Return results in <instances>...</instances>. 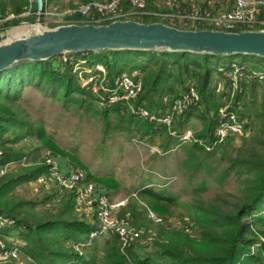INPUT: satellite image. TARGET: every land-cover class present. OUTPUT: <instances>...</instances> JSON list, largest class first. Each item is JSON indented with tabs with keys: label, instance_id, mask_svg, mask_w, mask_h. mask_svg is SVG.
<instances>
[{
	"label": "trees",
	"instance_id": "trees-1",
	"mask_svg": "<svg viewBox=\"0 0 264 264\" xmlns=\"http://www.w3.org/2000/svg\"><path fill=\"white\" fill-rule=\"evenodd\" d=\"M27 9L28 0H0V18L13 15L12 19L6 21L10 25L18 24L22 20L20 14ZM31 9L34 11L35 7ZM263 12L264 6H260L261 17ZM135 20L158 21L150 16ZM244 29L238 27L234 30ZM60 56L38 61L25 60L0 72L1 164H20L23 158H28L29 152L26 148L15 147V144L27 139H36L54 155L60 154L78 163L74 156L53 143L40 124L16 113L15 102L26 84H32L46 95L62 100L64 106L78 104L85 111L93 108L95 101L104 99L105 104L100 108V113L105 122L108 123L109 117L114 115L118 121L124 120L128 128L134 125V129L141 134V126H146L152 135L157 134L158 131L152 129L150 122L126 111L127 106L125 107L124 103H109L108 95L102 98L83 85L75 69V64L80 59L85 61L87 68L101 64L105 68L106 83L109 87L115 77L123 71H137L142 74V89L136 104L148 110L157 111L170 104L185 81L195 78L200 94L198 105L193 106L184 118L177 122L184 126L191 118L200 121L201 128L193 136L203 140L208 146H212L213 133L218 124L216 114L220 105L216 98V85L212 86L213 74L225 75L233 63L247 69L264 70V57L250 54L119 49L71 52L65 60L60 59L57 62ZM255 83H251L252 89ZM99 89V92L103 93L102 89ZM166 99L167 103L164 102ZM179 125L176 129L177 133L181 134L183 128L178 129ZM161 131L167 130L163 127ZM175 138L178 139V136ZM220 146L221 144H216L207 150L203 145L192 141L191 149H205L206 153L213 155ZM232 162L230 167H235L239 174L250 175L245 181L247 188L240 196L239 202L232 209L223 210L218 202H223L224 199L217 195L209 205L194 206V210H188L187 217L192 223L187 224L186 220L182 219L184 226L181 227L165 224L171 216V207L179 201L177 195L165 188L156 190L153 187H144L140 191V194L147 198V205L163 220L156 224L152 235L150 225L146 222L149 218H140V212L134 210L133 205L129 210L131 223L143 231L142 239L148 241L150 236H153V250L143 255L136 253L134 249L141 239L123 251L116 235L107 241L98 258L91 254L89 260H86L83 255L72 250V238L88 233L92 226L76 218L74 194L64 189L60 193L57 186L58 189L52 187L40 200V203L48 206L54 202L52 210L47 209L44 216L29 222L20 209L23 201H16L11 195L17 187L48 173L49 166L43 159L26 166L18 165L0 176V214H7L15 218L19 225L25 226L26 231L21 234L25 241L21 254L29 264H69L73 261L80 264H264V240H258L248 226L250 223L257 224L264 236V146H249L240 150ZM95 179L107 188L115 185L113 180L107 177ZM31 203L37 204L36 201ZM251 246L255 248L254 251L250 249Z\"/></svg>",
	"mask_w": 264,
	"mask_h": 264
},
{
	"label": "rangeland",
	"instance_id": "rangeland-1",
	"mask_svg": "<svg viewBox=\"0 0 264 264\" xmlns=\"http://www.w3.org/2000/svg\"><path fill=\"white\" fill-rule=\"evenodd\" d=\"M91 1L108 0H90L87 2H81L80 0H47L45 13L40 17L41 26L39 25L36 28L37 15L35 14V9L34 11L31 9V7L34 8V3L31 4L29 1V9L20 14L22 20L18 24L10 25L6 23L7 20L13 18V15H8L5 17L6 19L0 18V33L4 35L2 39L10 40L8 39L9 37L13 39L12 35L14 34L12 33L19 28V32H16L17 34L30 32L33 28L38 31L43 28H54L65 24H88L81 22L85 17L80 15L79 10ZM125 3L128 4L126 0L121 1L120 12L135 13L137 11V9L129 4L124 6ZM162 9H165L164 5L159 10ZM88 14L101 17L93 8H90ZM145 17L147 16L130 14L127 19H145ZM157 19L162 22L160 18ZM109 22L103 21V23ZM189 25V22L187 24L178 22L177 25L173 26L193 29ZM67 54H61L57 58V62L60 59L65 60ZM75 66L82 84L83 79L90 75H95L96 80L93 79L89 85L86 84L85 86H88L93 93L98 94L102 98H106L107 95L109 97L111 93L104 91L105 89H102L104 94L99 92L100 86H103V88L109 87L106 83L107 79L104 67V73L102 71H94L96 65L87 68L85 61L82 59ZM88 69L89 71L93 70L94 74H91ZM122 73L130 74L132 72L123 71ZM139 78L142 81V74L139 75ZM188 80L197 87L195 78H188ZM254 81L256 83L252 89L251 83ZM94 83L97 91H94L92 88ZM215 85L216 98L220 104L217 113L224 105L231 106L239 119L245 122L247 134L243 137H233L232 140L228 138L213 155H210L206 153L205 149L192 150V142L180 140V134L177 133L176 129L179 125L177 121H181L184 116L178 118L170 126L151 123L153 125L152 129L158 131L155 135H152V132L146 129V126H141V134L134 129V125L128 128L124 120L120 122L114 115L109 117L108 123L105 122L104 117L100 113V108L105 104L103 102L104 99L102 101H95L93 108L85 111L78 104L64 106L62 100L46 95L44 91L32 84H26L22 88L20 97L15 102L14 109L16 113L31 122L40 124L53 143L74 156L80 164L60 154L54 155L36 139H27L18 142L15 144V147L26 148L29 152L28 158H23L20 164L18 162H9L10 164L6 167L5 173L15 169L18 165L26 166L34 161L38 162L47 154L53 155L61 159L70 168L85 170L90 180L96 185L102 186L112 200L127 199L128 202L119 210L118 214L119 216H127L129 219L131 217L129 210H131L132 205L134 206V210L140 212V218L147 217L146 212L143 211L146 209L142 205L137 202H131L135 200L134 194H137L138 199L147 205V198L140 194V191L144 187H153L156 190L165 188L174 195H177L179 199L171 207V216L168 218V221H165V224H169L172 227L184 226L182 219H185L187 224L192 223L187 217L188 210H194V206L209 205L217 195H220L221 199H224L223 202L217 201L221 204L222 209L230 210L239 202L240 196H242L244 190L247 188V182L245 181L250 176L246 175V173L239 174L235 167H230L231 163H233L232 159L238 156L240 150L246 149L249 146H252V148L264 146V83L256 80H247L234 88L224 73H214L212 86ZM164 102L167 103V99ZM168 106L169 104L157 111L153 110V112L156 111L158 114H161ZM125 109L129 111L127 107ZM211 114L213 113L211 112ZM163 127L167 131H161ZM181 127L183 128L182 133L185 130H190L194 135V133L199 132L201 123L191 118L186 124L184 123V126L179 125L178 129ZM176 136H178V139L175 138ZM201 141L203 142V140ZM1 175L3 174L0 173ZM104 177L112 179L115 185L112 188H107L95 179ZM52 187L55 190L58 189L50 180H34L17 187L11 196L16 201H23L20 208L21 212L31 222L36 218L44 216L47 209L52 210L54 202L49 204V206L40 203L45 193L52 189ZM58 190H60V193L63 192L60 188ZM32 201H36L37 204L33 205ZM150 210L152 209L150 208ZM152 212L155 213L153 210ZM75 216L81 221L89 218L88 212L84 211L75 210ZM149 220L147 219L146 222L150 225L151 233H153L152 231H154L158 222ZM86 223L90 225L93 221L89 219ZM132 225L134 226V224ZM248 226L258 240H264V236L260 233V227L257 224L250 223ZM141 233V240L136 246L141 252L140 254H143L153 250V236H150L147 241L142 239L144 238L142 229ZM86 234L84 233L77 238H72L73 242L83 241ZM113 236L115 235L110 234L107 238H103L98 246L92 249L89 248V254L96 253L100 256L107 241H110ZM250 249L255 250L252 246ZM72 250L74 249L72 248ZM10 262L12 264H29L21 253L17 260H9L4 263Z\"/></svg>",
	"mask_w": 264,
	"mask_h": 264
},
{
	"label": "built area",
	"instance_id": "built-area-1",
	"mask_svg": "<svg viewBox=\"0 0 264 264\" xmlns=\"http://www.w3.org/2000/svg\"><path fill=\"white\" fill-rule=\"evenodd\" d=\"M34 3L35 14L37 15L36 26L40 25V17L45 13L47 0H29ZM122 0H108L99 2H89L82 7L79 12L85 18L81 22L100 24L103 21H115L127 19L130 14L146 15L160 18L162 22L168 25H177L178 22H189L193 29H216L223 31H235V28L244 27V30H264V18L260 16V6H264L263 0H231V5L226 10L214 11L212 8L221 4L223 0H161L165 9L149 12L145 9L147 0H126L130 6L137 9L135 13L122 11L120 4ZM93 8L97 15H89L88 11ZM259 15V17H258ZM264 17V12H263ZM6 19V18H5ZM177 22V23H176ZM107 24V23H103ZM35 26V27H36ZM41 26V25H40ZM19 32V29L17 30ZM14 31L13 38L24 36L29 32L17 34ZM3 33H0V42H3ZM8 39H11L9 37ZM79 69V68H77ZM89 71V69H88ZM105 72L102 65H96L95 70ZM93 70L89 71L94 74ZM140 73L132 72L119 74L111 87L103 88L110 92L108 97L110 103L120 101L124 103L129 111L136 117L157 125L170 126L178 118L184 116L188 110L197 105L200 100V94L197 87L187 81L178 95L169 104L164 112L158 114L156 111L148 110L145 107L136 104V100L142 89V81L139 78ZM229 78L232 87L240 85L247 80H256L264 83V70L245 68L244 66L233 63L231 69L225 72ZM96 80L95 75H90L83 79V85H89L92 80ZM97 91L95 83L92 86ZM218 124L213 133L212 146L222 144L225 140L233 137H243L247 134L245 122L240 120L236 112L229 105H224L217 113ZM183 142L196 141L209 150L212 146L204 144L200 139L194 138L190 130H185L179 136ZM2 151L0 149V158ZM43 161L49 166L48 173L38 178V181L50 180L60 189L67 190L74 194L75 210L88 212L92 219V229L86 234L85 239L80 242H71V247L79 255L83 254L85 248L92 246L95 242H100L110 234L118 237L121 250L137 243L140 240L141 230L135 228L129 217L119 216L118 212L128 202L127 199L112 200L107 191L96 185L90 180V177L81 168H70L63 170L60 168L58 159L53 155L47 154ZM10 163H0V173L6 172V167ZM132 201L142 205L146 210L147 217L154 222L163 221L150 208L138 199L134 194ZM25 226L19 225L15 218L0 214V264L9 260H17L21 253V247L25 245L21 234L25 233ZM254 248V247H253ZM253 251V250H252Z\"/></svg>",
	"mask_w": 264,
	"mask_h": 264
},
{
	"label": "water",
	"instance_id": "water-1",
	"mask_svg": "<svg viewBox=\"0 0 264 264\" xmlns=\"http://www.w3.org/2000/svg\"><path fill=\"white\" fill-rule=\"evenodd\" d=\"M119 49L250 54L264 57V30L184 29L160 21L115 20L107 24H65L0 42V72L25 60L63 53Z\"/></svg>",
	"mask_w": 264,
	"mask_h": 264
},
{
	"label": "crops",
	"instance_id": "crops-1",
	"mask_svg": "<svg viewBox=\"0 0 264 264\" xmlns=\"http://www.w3.org/2000/svg\"><path fill=\"white\" fill-rule=\"evenodd\" d=\"M199 3L200 4H203V0H199ZM125 5H128V4H124V6ZM230 5H231V0H223L222 2H221V4L220 5H218V6H216V7H214V8H212V10H214V11H219V10H226V9H228V7H230ZM163 7V4H162V1L161 0H147L146 1V10H148L149 12H154V11H157V10H159L160 8H162ZM188 81V79L185 81V83ZM185 83L183 84V86L182 87H184V85H185ZM181 90V88L179 89V91ZM179 93V92H178ZM58 159V158H57ZM58 162H59V164H60V168L61 169H63V170H68V167L69 166H66L65 165V163L61 160V159H58ZM99 245V242H95L92 246H90V247H88V248H86L84 251H83V256H84V258L86 259V260H89V256L91 255V254H94L93 256H96L97 258L99 257L96 253H90L89 254V251H88V249L89 248H93V247H95V246H98ZM135 249V251H136V253H138V254H140L141 252L137 249V246L134 248ZM88 251V252H87ZM144 254V253H143ZM143 254H140V255H143ZM69 264H80V262H78V261H73V262H71V263H69Z\"/></svg>",
	"mask_w": 264,
	"mask_h": 264
},
{
	"label": "bare ground",
	"instance_id": "bare-ground-1",
	"mask_svg": "<svg viewBox=\"0 0 264 264\" xmlns=\"http://www.w3.org/2000/svg\"><path fill=\"white\" fill-rule=\"evenodd\" d=\"M24 27H25V26H24ZM36 27H37V26H36ZM36 27H35V28H36ZM22 28H23V27H22ZM19 29H20V28H19ZM38 31H40V30H38Z\"/></svg>",
	"mask_w": 264,
	"mask_h": 264
}]
</instances>
